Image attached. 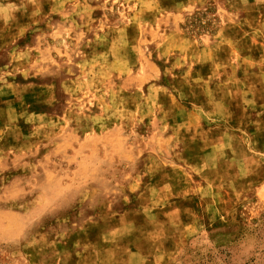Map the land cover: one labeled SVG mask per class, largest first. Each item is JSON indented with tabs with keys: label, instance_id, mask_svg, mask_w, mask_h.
I'll use <instances>...</instances> for the list:
<instances>
[{
	"label": "rangeland",
	"instance_id": "obj_1",
	"mask_svg": "<svg viewBox=\"0 0 264 264\" xmlns=\"http://www.w3.org/2000/svg\"><path fill=\"white\" fill-rule=\"evenodd\" d=\"M0 264H264V0H0Z\"/></svg>",
	"mask_w": 264,
	"mask_h": 264
}]
</instances>
